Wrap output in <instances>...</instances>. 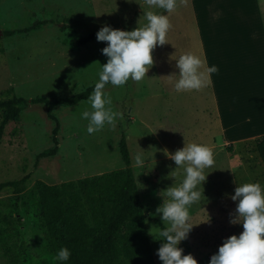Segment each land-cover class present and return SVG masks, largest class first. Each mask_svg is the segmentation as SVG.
I'll return each mask as SVG.
<instances>
[{"label": "rangeland", "instance_id": "1", "mask_svg": "<svg viewBox=\"0 0 264 264\" xmlns=\"http://www.w3.org/2000/svg\"><path fill=\"white\" fill-rule=\"evenodd\" d=\"M145 11L169 16V43L153 50L154 64L141 82L105 86L113 110L123 117L114 128L106 125L89 135L88 121L81 118V113L90 109L87 100L60 106L54 110L60 123L58 151L41 156L56 144L55 122L45 105L30 103L5 127L0 140V183L26 177L28 206L26 209L11 188L0 191V218L9 219H0V264H56L37 208L39 186L123 169L119 148L123 133L156 264H162L156 255L163 243L157 240L161 239V220L160 215L150 213L169 199L166 189L178 186L183 179V170L175 168L165 149L175 152L185 143H200L214 153V166L204 169L207 180L197 189L201 200L189 210V222L198 225L179 245L183 254L191 253L198 264H208L224 238L243 230L242 225L229 222L235 202L226 194H233L237 184L258 182L264 186V164L256 150V139L264 135V113L258 112L264 110V78H246L240 72L236 79L214 80L217 86L176 92L178 69L170 57L186 52L200 56L202 37L245 40L251 33L245 29L247 24L264 23V0H177L170 14L147 7L144 0H0V98L16 95L56 100L84 91L95 84L101 64L107 61L101 52L106 42L95 39L72 48L63 26L74 27L82 36L97 32L104 24L132 30L146 23ZM35 20L46 24L28 33H10ZM230 26L234 29L228 30ZM239 71L246 74L247 67ZM232 85L236 86L233 93L220 94L221 90L231 91ZM213 100L219 105L224 100L235 108L222 105V118H218ZM138 152L146 159L143 167L134 165ZM16 216L22 218L20 222Z\"/></svg>", "mask_w": 264, "mask_h": 264}, {"label": "clouds", "instance_id": "2", "mask_svg": "<svg viewBox=\"0 0 264 264\" xmlns=\"http://www.w3.org/2000/svg\"><path fill=\"white\" fill-rule=\"evenodd\" d=\"M128 2L137 3V0ZM144 5L170 14L175 11L177 0H144ZM143 15L146 20L143 26L125 30L104 24L96 33L98 42H106L101 52L107 61L101 64L98 80L87 98L90 109L81 113V118L88 121L86 131L89 135L101 131L106 125L114 128L116 121L123 118L122 113L113 110L105 86L122 87L129 80L141 82L154 64L153 50L169 43V16L154 11H145ZM170 59L175 61L178 69L179 79L174 85L176 92L199 91L211 82L212 74L219 71L216 65L204 67L205 61L192 52L179 56L173 53ZM164 154L174 162L175 168L183 170V179L178 186L166 189L169 199L150 213L160 215L161 222L167 224L158 234L161 239L157 240L163 243L156 255L162 264H198L191 253L183 254L184 249L179 245L198 225L189 222V210L201 200L202 193L197 189L207 180L204 169L214 166V153L205 144L185 143L175 152L165 149ZM133 161L136 167H143L146 163L142 152L136 153ZM226 195L235 202L229 222L242 225L243 230L238 235L224 238L208 264H264V186L258 182L237 184L234 193ZM70 256V249L61 247L54 260L56 264H67Z\"/></svg>", "mask_w": 264, "mask_h": 264}, {"label": "trees", "instance_id": "3", "mask_svg": "<svg viewBox=\"0 0 264 264\" xmlns=\"http://www.w3.org/2000/svg\"><path fill=\"white\" fill-rule=\"evenodd\" d=\"M44 24L45 20H35L30 26L10 33H28L40 29ZM63 29L69 33L66 41L72 48L96 39L97 32L82 36L70 25L63 26ZM93 87L94 84L78 94L56 100L45 97L28 100L16 95L0 98V140L5 127L19 117L30 103L42 104L47 107L49 118L55 122L53 139L56 144L51 150L42 152L41 156L55 155L58 151L60 123L54 110L60 106H75L87 100ZM119 148L123 169L61 184L44 183L39 186L37 208L49 249L54 256L61 247L70 249L71 256L67 264H156L147 230L146 213L124 133ZM256 150L264 164V135L256 139ZM26 181L27 178L23 177L0 183V191L11 188L27 209ZM0 219L9 221L6 216ZM15 219L20 222L22 218L16 216ZM158 223L161 230L166 227L160 221Z\"/></svg>", "mask_w": 264, "mask_h": 264}, {"label": "crops", "instance_id": "4", "mask_svg": "<svg viewBox=\"0 0 264 264\" xmlns=\"http://www.w3.org/2000/svg\"><path fill=\"white\" fill-rule=\"evenodd\" d=\"M233 27L234 26H230L228 30L234 29ZM245 27L246 30L251 32L247 35L248 37L245 40L237 38H235V40H227V38L209 39L205 37L200 39V57L205 61L204 67L216 65L219 69L217 73L212 74V81L207 86H217L214 82L216 79H236L240 76V72L245 75L246 78H264V38H257L261 34L264 35V23H258V26L251 27L247 24ZM222 30L224 29L222 28ZM246 67V74H244L243 71H239L240 68ZM235 89L236 86L232 85L231 91L221 90L222 92H220V94L225 92L231 94ZM214 95L217 96V94ZM213 102L215 103L213 108L214 114L218 118L222 105L230 109L235 108V105H227L224 100L221 102V105H219L220 103L218 100H213ZM213 109L209 107L208 111L213 113ZM260 111L264 113V110L258 109V112ZM262 118H264V116H262Z\"/></svg>", "mask_w": 264, "mask_h": 264}]
</instances>
